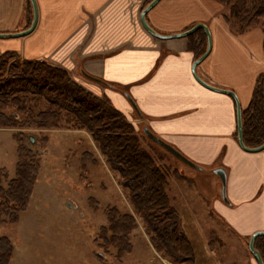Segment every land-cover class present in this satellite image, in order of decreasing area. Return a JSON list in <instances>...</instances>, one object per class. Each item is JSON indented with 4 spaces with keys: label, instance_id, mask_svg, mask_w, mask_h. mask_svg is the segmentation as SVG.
<instances>
[{
    "label": "crops",
    "instance_id": "obj_1",
    "mask_svg": "<svg viewBox=\"0 0 264 264\" xmlns=\"http://www.w3.org/2000/svg\"><path fill=\"white\" fill-rule=\"evenodd\" d=\"M34 2V30L22 38L0 39V53L12 51L22 60L59 68L129 123L140 122L141 132L148 128L197 166L223 169L229 187L226 205L216 200L220 220L244 240L264 232V150L240 149L234 138L235 102L194 80L196 56L187 37L160 40L148 34L140 22L148 0ZM26 4L0 0V34L24 31ZM221 10L213 0H160L145 20L163 36L204 24L211 49L196 74L212 87L233 92L244 110L264 73L262 33L233 34ZM250 264H257L254 258Z\"/></svg>",
    "mask_w": 264,
    "mask_h": 264
},
{
    "label": "trees",
    "instance_id": "obj_2",
    "mask_svg": "<svg viewBox=\"0 0 264 264\" xmlns=\"http://www.w3.org/2000/svg\"><path fill=\"white\" fill-rule=\"evenodd\" d=\"M152 1L148 0L146 5ZM214 1L222 7L220 16L233 34L240 35L260 26L264 50V0ZM26 13L28 26L24 30L29 28L33 17L29 0ZM187 39L188 49L199 58L207 47L205 33L197 30ZM241 123L244 146L260 147L264 143V73L257 77L249 104L241 110ZM0 129L87 133L109 172L118 178L133 212L105 209L107 225L100 230L105 250L113 249L119 259L131 253L129 235L137 227L136 217L161 258L173 264L194 263V253L179 215L170 205L167 172L140 143L142 138L156 145L148 138L155 137L148 128L143 127L140 138L106 100L76 86L59 68L45 62L20 61L17 53L6 52L0 54ZM234 138L237 140V130ZM42 142L45 144L47 139L42 137ZM16 157L12 178L0 169V225L17 223L19 215L26 210L38 176L35 153L30 148L19 145ZM98 161L89 152L83 153L82 172L87 164L95 165ZM181 180L186 181L184 177ZM254 248L264 264V238H257ZM12 251L9 240L0 237V264L9 263Z\"/></svg>",
    "mask_w": 264,
    "mask_h": 264
},
{
    "label": "rangeland",
    "instance_id": "obj_3",
    "mask_svg": "<svg viewBox=\"0 0 264 264\" xmlns=\"http://www.w3.org/2000/svg\"><path fill=\"white\" fill-rule=\"evenodd\" d=\"M252 30L261 31L263 42L261 27ZM130 125L141 138V123L136 120ZM42 137L47 139L45 144ZM140 143L167 172L170 205L193 250V264L252 263L248 240L237 238L220 220L216 200L226 205L220 194L221 179L185 166L146 139ZM19 145L35 153L38 176L17 223L0 225V237L7 238L13 248L8 264H173L155 252L136 217L137 227L129 235V255L119 259L113 249L103 247L100 230L107 225L105 209L133 212L118 178L109 172L87 133L0 129V169L11 178ZM86 152L99 161L87 164L82 172L81 158ZM228 187L226 182L227 194Z\"/></svg>",
    "mask_w": 264,
    "mask_h": 264
},
{
    "label": "water",
    "instance_id": "obj_4",
    "mask_svg": "<svg viewBox=\"0 0 264 264\" xmlns=\"http://www.w3.org/2000/svg\"><path fill=\"white\" fill-rule=\"evenodd\" d=\"M160 0H153L152 2H150L141 12L140 14V22L143 26V28L145 29V31L150 34L151 36L160 39V40H168V39H177V38H186L188 36H190L191 34H193L194 32H196L197 30H203V32L206 35L207 38V47L205 52L199 57L197 58L194 63L192 64L191 67V74L194 78V80L203 88L214 92V93H218V94H223L226 95L228 97H231L234 102H235V108H236V130H237V144L240 147V149H242L245 152L248 153H258L264 150V143L257 148H253V149H249L246 148L243 144V139H242V123H241V109H240V105L238 102V99L236 97V95L228 90H224V89H218L215 87L210 86L209 84L205 83L203 80H201L198 75L196 74V67L207 57V55L210 52L211 49V40H210V33L207 29V27L204 24H196L194 25L191 29L180 33V34H175V35H170V36H163L160 35L156 32H154L147 24L146 20H145V15L147 14L148 11H150ZM30 4H31V8H32V12H33V17H32V21L31 24L29 26V28L27 30H24L22 32H18V33H14V34H0V39H14V38H22L25 37L27 35H29L35 28L36 25V20H37V13H36V5L34 0H29ZM149 140L155 144H157L159 147H161L162 149H164L168 154L172 155L174 158H176L177 160H179L181 163H183L185 166L192 168L196 171L199 172H210L213 173L215 175H217L220 179H221V188H220V194L222 196L223 200H226V195H225V191H226V173L223 169L221 168H215V169H211V170H206L200 166L195 165L194 163H192L190 160H188L185 156H183L182 154H180L177 150L170 149L169 147H167L163 141H161L160 139L156 138V137H148ZM30 142H32V139H30ZM264 238V232H256L254 233L249 241H248V250L251 253V255L253 256L254 260L256 261L257 264H263V261L261 259L260 254L255 250L254 248V242L257 238Z\"/></svg>",
    "mask_w": 264,
    "mask_h": 264
}]
</instances>
